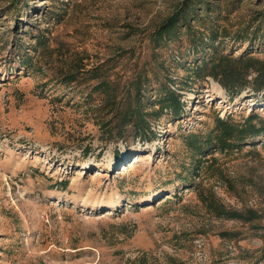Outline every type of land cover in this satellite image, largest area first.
I'll return each instance as SVG.
<instances>
[{
    "label": "rangeland",
    "instance_id": "obj_1",
    "mask_svg": "<svg viewBox=\"0 0 264 264\" xmlns=\"http://www.w3.org/2000/svg\"><path fill=\"white\" fill-rule=\"evenodd\" d=\"M180 1L0 0V264H264V130L193 148L216 117L264 127L263 88L231 95L194 72L217 55L264 60V0H207L192 24L214 41L193 47L180 26L155 45ZM138 75L155 137L109 124L108 96ZM166 76L178 117L153 112Z\"/></svg>",
    "mask_w": 264,
    "mask_h": 264
},
{
    "label": "trees",
    "instance_id": "obj_2",
    "mask_svg": "<svg viewBox=\"0 0 264 264\" xmlns=\"http://www.w3.org/2000/svg\"><path fill=\"white\" fill-rule=\"evenodd\" d=\"M202 8L205 9V12L199 19L209 17L211 7L207 0L180 1L174 11L154 28L151 35L156 42L155 45L159 46V42L177 38L180 34L178 30L180 26L185 28V34L193 47L205 45L204 37H208L210 41H214L218 36L215 31H211L208 28L209 32L206 34L203 30L196 28L192 24V13H195L196 10H204ZM261 12L264 14V10ZM200 61L199 65L195 66L194 72L202 78L205 76L212 77L231 95L237 94L247 85L250 86L252 92H258L262 88L264 89V60L249 56L232 57L217 55L207 60L205 58L200 59ZM96 71L97 68H94L88 72L95 73ZM251 73L253 76L248 79L247 76ZM93 77L96 78L97 76L93 75ZM164 80V82L160 83L159 87L163 95L159 99L158 110L153 112L157 113L159 111L163 112V110H170L174 116L178 117L183 109V104L180 101L179 95L167 84L170 79L166 76ZM132 84L134 85V91L132 93L129 91L130 89L127 85H123V87H120V91H116L118 89L116 87L112 91V96L107 95L109 97L107 102L108 109L112 110L115 116L114 118L112 114L109 124L115 119L113 126L116 129L115 134L117 135H121L125 127H131V130L136 136L146 137L151 134L152 137H155V133L150 130L149 123L145 117L147 112L144 110L145 107L142 101L144 78L138 75L133 79ZM95 86L107 90L110 88L109 81L105 78L98 79L97 85ZM254 118L255 115H249L242 122L236 123L216 117L213 131L202 141L200 140L198 143H194L193 148H199L197 150H200L203 144H210L212 141L220 149L229 150L239 148L241 142L263 132L264 127L254 122ZM109 124L106 126V130L111 134L113 126L109 127ZM203 200L207 202L208 209L215 214L240 218V212L223 207L212 196L205 197Z\"/></svg>",
    "mask_w": 264,
    "mask_h": 264
},
{
    "label": "bare ground",
    "instance_id": "obj_3",
    "mask_svg": "<svg viewBox=\"0 0 264 264\" xmlns=\"http://www.w3.org/2000/svg\"><path fill=\"white\" fill-rule=\"evenodd\" d=\"M138 160V157H134L133 158V162L137 161Z\"/></svg>",
    "mask_w": 264,
    "mask_h": 264
}]
</instances>
